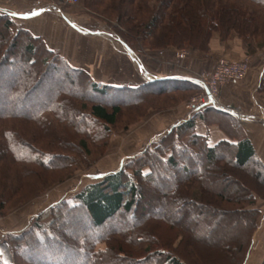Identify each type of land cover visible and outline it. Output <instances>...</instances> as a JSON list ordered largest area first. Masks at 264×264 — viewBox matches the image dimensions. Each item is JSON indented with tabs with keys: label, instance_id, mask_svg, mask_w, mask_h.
I'll return each mask as SVG.
<instances>
[{
	"label": "trees",
	"instance_id": "trees-1",
	"mask_svg": "<svg viewBox=\"0 0 264 264\" xmlns=\"http://www.w3.org/2000/svg\"><path fill=\"white\" fill-rule=\"evenodd\" d=\"M84 4L88 9L104 7L102 12L96 10L103 20L106 18L107 21L115 20L123 24L124 30L120 33L130 48L140 40L157 50L188 47L206 52L210 50L209 42L214 31L223 38H227L232 31L243 37L264 36V0H84ZM263 45V39L256 46L249 45L248 53ZM4 73H11L16 79L13 82L7 79L10 84L3 91V99H0V146L3 153L8 151V154L14 155L16 162L20 160L39 167L40 170H30L29 175H38V182L45 180L44 186L73 175V170L67 171L63 161L55 159L58 154H65L58 153L56 149L67 145L72 147L76 134L81 135L83 147L91 141L97 144V152L103 147L108 150L110 136L120 126L119 120L126 110L128 116L124 128L131 126L128 124L131 121L134 124L141 121L150 110L142 111L144 103L154 93L167 95L183 89L201 88L198 82L185 77L147 79L138 85L125 83L126 86L96 80L87 69L74 66L63 53L52 49L42 35H36L26 26L18 27L11 13L0 12V85L6 84ZM30 73L34 76L33 84L48 73L55 74L56 79L45 89H40V95L32 98L31 90L20 83ZM75 86L79 91L74 89ZM261 86L264 88V85ZM173 94L178 96L172 93L171 98L177 99L173 98ZM26 104L30 105L29 108L24 106ZM155 108L158 110L160 107ZM192 112L193 115L176 120L167 130L159 132L150 143L153 147L143 149L118 170L86 183L70 197L61 198L32 217L27 229L9 238L15 261L7 263L0 255V264H20L22 259L31 264H189L186 256L189 252L194 254L191 249H186L187 245L190 246L186 243L192 238L182 236L179 246H176L177 238L174 236H167L166 233L158 236L156 232L159 230L160 234L161 229L159 222L162 224L167 220L153 217L150 212L160 209L154 202H161L165 197L180 199L190 196L192 202L199 203L206 200V193L210 191L217 192L227 205L241 206L239 214L247 220L250 231L246 230L248 242L241 246L236 264H245L261 213L256 208V200L257 197L264 199V196L255 190L248 191L237 176V190L230 189L229 185L216 189L213 186L217 175L210 171L212 168L225 170L228 164L234 168L253 165L257 170L253 171V176L264 185V163L257 158L252 140L235 115L214 105L198 107ZM212 114L227 117L235 135L218 120L215 123L230 138L211 143L209 135L197 132L198 118L209 125L208 116ZM191 147L198 151L192 153ZM180 151L187 158L184 166L177 159ZM17 153L25 157H19ZM199 156L203 160L197 165L194 159ZM221 161L226 165L221 166ZM156 164L165 168L180 166L184 170L176 174L175 182L165 184L160 194L145 184L156 176ZM204 165L209 171L205 175ZM64 170L67 173H61ZM29 175L23 177L27 182ZM244 192L248 195L242 196ZM28 193H35L33 196H36L37 191L33 187ZM29 197H26L27 200ZM3 204L1 202L0 208ZM199 204L195 206L200 208ZM170 206L169 200L166 210H170ZM190 211L189 208L183 209L181 219L172 220V226L175 224L190 231L193 227L192 221L187 218ZM64 213L69 214L68 219L82 217L78 230H86L83 228L85 224L90 230H106L96 236H90L88 230L78 231L73 235L74 241L63 235L61 237L58 234V227L61 226L57 223ZM115 220L122 226L110 227ZM178 233L181 234L180 231ZM261 264H264V258Z\"/></svg>",
	"mask_w": 264,
	"mask_h": 264
},
{
	"label": "rangeland",
	"instance_id": "rangeland-1",
	"mask_svg": "<svg viewBox=\"0 0 264 264\" xmlns=\"http://www.w3.org/2000/svg\"><path fill=\"white\" fill-rule=\"evenodd\" d=\"M52 1L57 6L55 9L54 7L52 8L49 6L50 10H53L55 13L53 14L54 17L52 18V21H48V25H53V22L55 24L63 22L67 25L68 22L65 18L70 17L69 15L71 13L73 14V16H71L74 18H76V15H82L80 20H76L80 25L87 26L90 31L102 30L101 32L104 34L101 35L99 32L97 35V31H95L96 33L87 32L84 34L82 31L76 32L71 28L65 36L59 35L60 32L58 31L56 37H58L59 40L56 42L54 40L50 42L49 39L44 37L49 46L52 49H56L63 53L74 66L84 67L96 80L105 83L126 86L125 83L130 82L131 84L138 85L143 80H154L162 78L159 76L164 75L176 78L185 77L195 81L200 79L202 75H210L214 69L211 65L215 66L220 58L227 57L234 61L245 60L249 63V71L244 78L236 82H225V84L219 86L215 102L212 105L221 106L223 108H232L234 111L233 115L236 116L238 123L242 126L247 124V127L252 128L255 131L256 135L253 139L254 145H257V148H259L260 151L259 152L256 148L257 158L264 163V88L261 86L264 85V83H262L264 79V45L257 46L255 47L257 48L256 51L248 53V51H250L248 48L249 45L256 46L257 43L259 44L260 41H262V39L264 40V36L258 38H255L254 36L243 37L232 31L227 38H223L219 32L214 31L209 42L210 50L206 52L193 50L188 47H183L182 49L169 47L167 48V51L157 50L141 43L140 40L139 42H134V49L131 48L130 50L129 45L125 41V37L120 33L121 30H124V25L117 23L115 20L107 21L105 18L106 22L103 20V16H101L99 12H96V10L102 12L104 7L100 6L95 9L91 7V9H88L84 4V0H79L76 4H66L65 6L62 3L64 0H47V4ZM59 7L62 12L58 9ZM32 12L33 11H31V13ZM18 17L19 16H14L17 26H25L23 23H20L24 21ZM24 18L29 19L28 16H25ZM61 32L65 33V29L62 28ZM91 33L95 34L91 35ZM235 42L238 43V46L231 48ZM215 44H218L219 47L213 48ZM229 47L231 51H233L232 53L230 52V55H228L226 51ZM223 50L225 52H223ZM182 51L185 52V57L180 59L177 57V53ZM131 52L133 56L131 55ZM208 61H211L212 64ZM150 72L151 74L149 77L148 73ZM179 72L180 74L184 73L185 76L176 75V73ZM32 76L33 74L30 73L20 80V83H22L24 87L31 90L32 98H34V95L36 94L40 95L39 90L45 89L50 84L54 83L56 79L55 74L48 73L47 75L41 76L38 83L33 84L32 82L35 80L33 79L34 76ZM7 79H9V81L12 80L13 82L16 78L13 77L11 73L3 74V80L6 84H2L3 86L0 85V92L2 93L0 99L3 96L4 89L10 84L7 83ZM229 85L236 87V89L233 88L231 90V98L228 101V105H225L227 101L223 98V96H225L224 93H226L224 89ZM36 88L37 90H34ZM74 89L79 91V88L76 86ZM172 93L178 94L177 97L173 94V98L176 97L177 99L171 98ZM172 93L169 92L167 95H157L154 93L152 98L148 97L144 103L142 111L150 110L143 115L144 117L142 116L141 121L137 124H134V121L128 123L131 124V126L127 128H124L123 125L126 123L125 121L127 120L128 110H124L125 114H123L119 120L120 126L117 129H114L113 134L110 136L111 143L108 150L103 147L97 152V144L89 141V138H87L89 141L88 146L86 145L84 148L81 143L82 137L78 134L73 137L75 140L73 142L75 143L72 147L67 145V147L64 146V148L56 149L58 153L63 152L65 154H58L55 161H63V163L67 165V171L71 172V170H73L74 172L71 178L61 182L57 181L59 180L57 179L56 181H53L54 183L50 182L52 184L44 186L45 184L43 185V183H46L45 180L44 182L43 180L42 182H38V175H29L30 170H40L39 167H36L32 163H26L20 160L19 162H16L17 158L14 155L8 154V151L3 153L0 146V204L1 202L4 203L0 208V255L3 256L5 262L13 263L15 261L11 250V241H9L10 236L17 232L21 233L27 229L32 217L42 213L43 210L49 206L56 204L61 198L70 197L71 193L79 191L86 183L99 180V178L104 175V172L118 170L122 166L118 165L120 160L123 159L124 164L130 158L142 152L143 149L153 147L150 143L155 140L156 137H148L143 134L141 138L134 139L136 138L132 135L134 131L142 128L147 129V127H149L148 121L159 111V116H169L172 113L168 111L176 108V110L184 109L189 111L188 113H191L193 110L197 109L195 107V109L189 107L192 99L197 97V95L201 96L205 91L201 86V88L197 90L183 89L181 92ZM212 105H201V107ZM24 106H28L29 108L30 105L26 104ZM151 106L152 108H149ZM154 106L160 108L157 110ZM123 108L125 109V107ZM190 115H193V113ZM216 120L220 121L227 129H229L232 135H235L234 130L231 128V121L228 120L227 117L214 116L213 114L208 116V121L210 122L209 125L217 124L215 123L217 122ZM36 125H34L35 129L39 131V128L37 129ZM60 126L62 127V125ZM169 127L170 126L167 125L163 132ZM152 128L153 130L155 129V127ZM244 131L246 132V130ZM127 140L128 142L125 144ZM100 141L102 142L103 140L101 139ZM179 145L181 144L179 143ZM184 146L187 145L185 144ZM191 151H193L192 153H196L198 149L191 147ZM17 155L22 158L25 157L24 154L17 153ZM200 157L201 156L194 159L195 164H202L201 161L203 159L201 160ZM177 159H180L183 166L184 162L187 160V158L182 156L181 151L179 154L177 153ZM221 162L222 163L218 162L221 166L226 165L223 164V161ZM226 166L227 168L225 170L212 168L210 171L217 175L216 183L213 187L218 189L229 185L230 189L237 190L235 178L240 177L243 184L248 187V191L255 190L264 196V185L253 176V171L256 170L253 165H248L247 167L242 168H234L230 164ZM26 171L27 174H24ZM67 171L64 170V172H59L67 173ZM183 171V167L180 166L175 168H165V166L156 164V176L151 182H145V184L156 193H163L162 188L164 185L171 183V181L175 182L176 174L182 173ZM203 171L204 175L209 172L206 166ZM31 173L34 174V172ZM27 175L30 177L28 179L29 182H27V179L23 178ZM32 179L33 181H31ZM151 185L153 186L151 187ZM33 187L34 191H37L36 196H33L35 193L33 195L32 193H28L33 190ZM45 187L46 189L43 190ZM206 194V200H201L199 202L200 204L192 202L189 198L190 196L180 199H176L175 197L172 199L165 197L161 202H154L160 209L156 211L152 210L150 214L153 215V217H162L167 220L163 221L162 224L159 222V227L161 228H159L160 234L159 230L156 234L160 236L166 233L167 236H174L177 238L175 241L176 246H179V240L184 236H190L192 238L190 239L191 242L188 240L186 243L190 246L188 247L187 245L186 249H191L194 255L190 252L187 254L186 258L189 264H209L210 262L212 264H236L237 257L241 255V252H239V250L241 251V246H243L245 242H248L247 238L249 234H246V230L249 229V226H247V220H243L239 214L241 206L225 204L217 196V192L210 191ZM245 195L248 194L244 192L242 196ZM25 196L30 197L27 200ZM169 200L171 201V208L170 210H166ZM198 204L199 206L201 205L200 208L195 206ZM255 205L256 208L260 209L261 213L258 218V225L253 233L254 241L250 255L245 261V264H261V261L264 258V199L257 197ZM185 208L191 210L190 215L187 216L189 221H192L193 223V227H190V231H186L185 227L179 228L175 224L173 227L171 222L172 220L181 219V211ZM68 217L69 214L64 213L62 217L59 218L57 225L60 224L59 226L61 227H58V234L61 237L63 235L64 238L67 237L72 239V241H74L73 238L78 231L81 233L88 230L87 232L90 236H96L106 230L103 229L101 232L94 229L90 230V227L87 224L83 226L86 230H78L77 227L83 222L82 217L75 216L72 219L71 217L68 219ZM17 218L22 219V221L16 223V220H18ZM118 221H112L110 227L119 225L120 223ZM120 226L122 225H119V227ZM17 228L19 229L16 230ZM179 231L181 234L178 233ZM216 237L219 238V242ZM20 264L31 263L22 259Z\"/></svg>",
	"mask_w": 264,
	"mask_h": 264
},
{
	"label": "crops",
	"instance_id": "crops-1",
	"mask_svg": "<svg viewBox=\"0 0 264 264\" xmlns=\"http://www.w3.org/2000/svg\"><path fill=\"white\" fill-rule=\"evenodd\" d=\"M62 3L64 6L66 4H73V3H70L68 0H64V1H62ZM49 6H51L52 8L54 7V9H55L57 5L55 3H53V1L50 2L49 4H47V0H0V11L5 12V13H11L13 16H19L24 21V22H20L21 24L23 23V25H25L26 27H28L32 31H34V33L36 31V35L39 34V35H42L43 37L49 39L50 42L53 40L55 42L59 40V38L56 37L57 36L56 34H58V31L60 32L59 35L65 36V34H67L71 28L76 32L82 31V32H84V34L87 32H95V31H97V35L99 32L101 33V35L104 34L103 32H101L102 30L90 31V29L87 28V26L85 27L84 25H80L78 22H76V20L77 21L80 20L82 15L81 16L76 15V18H74V17H72L73 14H71V13H70V15L68 14L70 17L65 16L66 17L65 19L68 22L67 25L64 24L63 22L60 24H55L53 22V25H50V24L48 25L47 24L48 21L49 20L52 21V18L54 17L53 14L55 13V12H53V10L52 11L50 10ZM58 9H60V7ZM31 11H33V12L31 13ZM60 11L62 12L61 9H60ZM28 12H30V13H28ZM25 16H28L29 19L24 18ZM62 28L65 29V33L61 32ZM95 33H91V35H93ZM237 46H238V43L235 42L231 48L237 47ZM214 47H219V45L215 44V46H213V48ZM129 49L131 50L130 47H129ZM227 49H228V50H226L227 54L230 55L233 51H231L230 47ZM59 50H60V48H59ZM223 52H225V51L223 50ZM131 55L133 56L132 52H131ZM208 62L211 63V61H208ZM211 67L213 68L214 65L213 66L211 65ZM148 74H149L148 76L150 77L151 72ZM168 74H170V73H168ZM176 75H180V76L184 75L185 76L184 73L180 74V72L176 73ZM159 77L168 78V76H166V75L159 76ZM233 88L236 89V87L229 85L226 87V89H224L226 93H224L225 96H223V98H225V100L227 101L226 102L227 104L225 103V105H228V101L231 98L230 96L232 94L231 90ZM176 109L169 110L168 112L172 113L169 116H159L160 111L155 113V115L148 121L149 127H147V129L142 128L140 130L134 131V133L132 134V135H134L133 137H136L134 139L141 138L143 134L147 135L148 137H156L159 132L166 129L167 125L170 126V124H173L176 120H184V118L186 116L193 113V112L188 113V111H186L184 109L183 110H179V109L176 110ZM247 116H248V114H247ZM248 118H250V117H248ZM197 121H198L197 122V128H196L197 132L204 134V135L205 134L209 135L211 143L217 142L221 139L230 138V136L226 135V133L220 128V126L218 124L207 125L206 122L201 120L200 118H198ZM151 126L155 127V129L153 130V128ZM243 128L246 130V134H248L249 138L252 140V143L254 145L253 139H254V136L256 135L255 131L252 128L247 127V124L246 125L244 124ZM151 135H153V136H151ZM127 142H128V140L126 141L125 144H127ZM254 148H257V145H254ZM257 150L259 151V148H257ZM123 161H124L123 159L120 160L118 165L119 166L122 165ZM107 172H104L103 174H105ZM19 219L16 220V223L18 221H22V219H20V220ZM16 223H15V226H16ZM18 229L19 228H17L16 230H18Z\"/></svg>",
	"mask_w": 264,
	"mask_h": 264
},
{
	"label": "built area",
	"instance_id": "built-area-1",
	"mask_svg": "<svg viewBox=\"0 0 264 264\" xmlns=\"http://www.w3.org/2000/svg\"><path fill=\"white\" fill-rule=\"evenodd\" d=\"M70 3L76 4L79 0H68ZM177 57L182 59L185 57V52H178ZM249 71V63L245 60L234 61L227 57L220 58L210 75H202L200 79L195 80L204 89L205 93L197 95L192 99L189 107L195 109L205 105H212L217 96V90L219 86L225 84V82H236L244 78L246 73ZM195 107V108H194Z\"/></svg>",
	"mask_w": 264,
	"mask_h": 264
},
{
	"label": "water",
	"instance_id": "water-1",
	"mask_svg": "<svg viewBox=\"0 0 264 264\" xmlns=\"http://www.w3.org/2000/svg\"><path fill=\"white\" fill-rule=\"evenodd\" d=\"M224 110L225 111H228V112H230V113H234V111H233V109L232 108H230V107H226V108H224Z\"/></svg>",
	"mask_w": 264,
	"mask_h": 264
},
{
	"label": "bare ground",
	"instance_id": "bare-ground-1",
	"mask_svg": "<svg viewBox=\"0 0 264 264\" xmlns=\"http://www.w3.org/2000/svg\"><path fill=\"white\" fill-rule=\"evenodd\" d=\"M215 101V100H214Z\"/></svg>",
	"mask_w": 264,
	"mask_h": 264
}]
</instances>
